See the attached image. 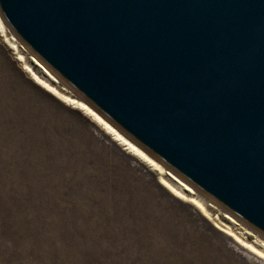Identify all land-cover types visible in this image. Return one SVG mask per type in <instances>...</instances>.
Masks as SVG:
<instances>
[{
  "label": "water",
  "instance_id": "1",
  "mask_svg": "<svg viewBox=\"0 0 264 264\" xmlns=\"http://www.w3.org/2000/svg\"><path fill=\"white\" fill-rule=\"evenodd\" d=\"M29 51L264 236V0H0Z\"/></svg>",
  "mask_w": 264,
  "mask_h": 264
},
{
  "label": "rangeland",
  "instance_id": "2",
  "mask_svg": "<svg viewBox=\"0 0 264 264\" xmlns=\"http://www.w3.org/2000/svg\"><path fill=\"white\" fill-rule=\"evenodd\" d=\"M0 59L7 79L15 83L31 103L59 120L65 132L75 133L77 147L87 158L83 163L66 153H53L49 157L38 155L31 163L24 152L8 150L5 141L0 139V264H154L139 246L137 235H133L136 231L126 226L128 222H124L120 209L104 194L102 198L101 195L95 198L89 191V183L100 178L101 183L106 187L111 185L119 196L128 192L130 201L152 199L154 208L159 207L178 229L199 236L206 246L207 256L220 258L223 264H255L231 245L223 227L172 196L155 173L127 153L89 116L65 104L32 79L1 38ZM87 173L91 176L79 178ZM117 178L121 179V186ZM207 199L211 205L219 207L224 216L231 214ZM181 240L187 242L185 235ZM193 259L192 264L196 257Z\"/></svg>",
  "mask_w": 264,
  "mask_h": 264
},
{
  "label": "bare ground",
  "instance_id": "3",
  "mask_svg": "<svg viewBox=\"0 0 264 264\" xmlns=\"http://www.w3.org/2000/svg\"><path fill=\"white\" fill-rule=\"evenodd\" d=\"M0 38L11 48L14 58L20 63L22 68L39 85L65 104L72 108L79 109L81 112L89 116L90 119L102 129V131L106 132L110 138L126 150L127 153H130L155 173L160 184L170 191L172 196L191 205V207L205 217V219H211L213 223H217V225L223 227L227 232L226 236L231 245L244 254L251 262L255 264H264V256L258 255V253H264L263 235L254 229L251 230V228L244 223L239 222L232 214L224 216L223 213H221V209L213 204L211 205L207 197L201 191L197 188H193L189 182L175 172L170 171L169 167L128 137L91 104L80 97L76 92H73L64 86L63 82L57 78L55 73L28 51L23 43L9 29L1 14ZM5 72L3 61L0 59V139L5 141L8 150L13 151L17 149L20 150V152H24L31 163L34 162V159H36L38 155L49 157L48 155H52L53 153H66L67 156L71 155L78 161L86 163L87 158L83 156L81 150L77 147L79 143L76 134H68L65 132V126H63L59 120L43 110L44 108L41 109L39 105L31 103V101H29L30 98L23 96L24 94L22 95L18 86L7 79ZM40 81L43 83H40ZM45 85H47V87H45ZM61 97L65 99H61ZM70 101H75L76 103L73 104L70 103ZM81 104L84 105L85 108L90 109L91 112L95 113V115L98 116L100 120L104 121V124H107L113 129L114 132H109L108 129L95 119V117L89 115L84 108L77 107V105ZM117 135L123 137L128 144H124L121 140H118L116 138ZM128 145H131L132 147L129 148ZM132 149L139 150V152L143 153V157H147V159L137 155ZM25 163H23V165ZM75 176L77 177V175ZM90 176L91 173H87L82 174L79 178L82 179V177ZM104 176L105 175L103 174V178ZM100 179L94 183H89V191L93 192L95 198H99L100 195L102 198V194H104L109 202H113V206L120 209V212L123 215L121 217L124 219V222H128L126 226L131 231H136V234L133 235H137L138 244L143 248L144 255L150 258L154 264H192V261H194L193 257H196L195 262L199 261L201 264H223L221 260H219L220 258L216 259L215 257L207 256L206 246L200 242V238H198L199 236L197 237L192 231L189 234L188 232L185 233L183 229H178L167 219L166 216L163 215L162 210L158 209L159 207L154 208L156 206L153 204L154 201L152 199L149 198L146 201H143L144 198L143 200L134 198L136 200L130 201L128 192L125 191V193H121L122 195L119 196L116 191L114 193L111 185L106 187L107 185L103 182L101 183ZM117 183L121 186V179L117 178ZM130 190L132 192V189ZM177 193L179 195H177ZM92 200H94V198ZM193 201H195V203H193ZM148 203L152 204L151 208ZM178 227L181 226L178 225ZM184 235L187 242H182L181 240V237ZM253 248L256 250L255 252L252 251Z\"/></svg>",
  "mask_w": 264,
  "mask_h": 264
},
{
  "label": "snow or ice",
  "instance_id": "4",
  "mask_svg": "<svg viewBox=\"0 0 264 264\" xmlns=\"http://www.w3.org/2000/svg\"><path fill=\"white\" fill-rule=\"evenodd\" d=\"M40 83H43V82L40 81ZM45 87H47V85H45ZM61 99H65V98L61 97ZM70 103L75 104L76 102H75V101H70ZM77 107L84 108L85 111L89 113V115L95 117V119H96L99 123H101L106 129H108L109 132H114L113 129H111L107 124H104V121L100 120V118H99L98 116H96L95 113L91 112L90 109L85 108V106L82 105V104H81V105H77ZM114 134H115V133H114ZM116 138H117L118 140H121L124 144H128V142H127L126 140H124L123 137H120L119 135H117ZM128 146H129V148L132 147L131 145H128ZM132 150H133L134 152H136L137 155H140V156L143 157V153L139 152V150H137V149H132ZM143 158H144V159H147V157H143ZM177 195H179V194L177 193ZM193 203H195V201H193ZM246 247H250V246H246ZM252 251L255 252L256 250L253 248ZM258 255L264 256V253H258Z\"/></svg>",
  "mask_w": 264,
  "mask_h": 264
}]
</instances>
